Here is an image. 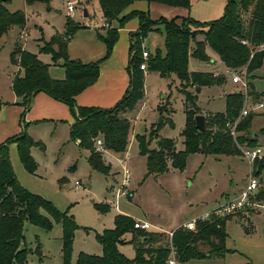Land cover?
I'll return each instance as SVG.
<instances>
[{"label":"trees","instance_id":"16d2710c","mask_svg":"<svg viewBox=\"0 0 264 264\" xmlns=\"http://www.w3.org/2000/svg\"><path fill=\"white\" fill-rule=\"evenodd\" d=\"M7 1L0 0V37L11 26L23 27L25 24V14L20 10L9 11L4 5ZM35 1L43 2L49 8V0H26L27 3ZM137 1L190 8V0H98L102 17L109 27L105 28L103 35L97 34L105 45L104 55L90 62L69 57L68 43L82 26L67 17L64 30L56 31L38 48L39 53L51 55L52 64L64 68L65 75L62 79L52 78L49 74L50 64L41 61L37 54L19 47L14 48L9 54V60L12 65L18 67V70L12 78V90L21 99L23 113L31 107L32 99L38 92H44L68 105L75 118L69 126V139L78 141L80 148L88 150L87 162L92 170L107 174L109 165L104 162L101 151L96 148L95 138L98 134L103 135L104 149L116 153L126 150L130 129V118L126 113L135 110L144 96L145 74L139 68L143 61L142 52L145 50L143 42L149 32L159 30L161 24L165 51L162 53L156 48L153 53L148 52L146 71L156 72L164 78L174 74L184 86L181 91L184 94L186 117L180 133L184 149L175 151L172 139L157 135L156 130L166 122L173 126L169 117L162 116L156 128H152L150 132V138H157L156 148H149V141L144 135L135 136L139 153L146 157V176L166 172L168 158L171 166L181 171L185 168L187 155L191 153L239 155L241 147L257 146L256 138L249 132L253 115L247 114L239 118L245 99L243 92L227 93L224 112L204 115V130L201 131L196 127L194 120L199 114L197 96L188 92L186 88L192 86L198 90L201 86L225 83L226 78L223 74L188 70L190 56L200 61L209 60L207 46L218 55L228 69L236 71L244 68L248 79H252L255 70L264 66V48H259L264 44V0H226L223 14L209 22H199L190 16L170 19L160 16L154 19L147 11L142 10L124 13L129 5ZM132 17L138 19V27L129 34L126 66L129 82L123 95L108 108L77 105L75 96L97 80L100 63L110 57L118 38L117 27ZM112 21H117V26H110ZM198 34L203 36L201 40L196 39ZM243 40L246 43H243ZM247 87L249 95L259 97L251 80H248ZM259 94L264 96V91ZM236 120L238 121L232 134L227 128ZM236 142L239 143L240 149L236 147ZM11 143L16 144L19 160L29 173H34L37 169V163L31 155V147L38 146L44 149L43 144L33 140L25 128L19 134L0 143V264H26L28 254L32 252L41 257L39 245L34 250L24 245L23 227L27 222L50 230L52 222L47 215L55 222H59L62 227V264H167L170 244L175 248L179 264H196L191 261L223 257L229 251L225 247L227 237L225 224L232 217L231 214L220 215L213 210L206 218L196 219L194 229L177 227L172 231L170 242L160 245H152L155 241L154 232L135 228V220L132 217L116 214L113 227L95 235L101 246V254L80 251L72 262L71 250L77 224L67 214L68 209L59 211L49 200L31 193L20 185L10 162ZM252 171L258 178L255 199L264 202V155L254 160ZM63 180L64 178L60 181ZM94 207L101 212L108 210L105 203H95ZM128 232L132 234L129 242L134 247V256L131 259L118 249V245L124 242L123 235Z\"/></svg>","mask_w":264,"mask_h":264},{"label":"rangeland","instance_id":"374dc122","mask_svg":"<svg viewBox=\"0 0 264 264\" xmlns=\"http://www.w3.org/2000/svg\"><path fill=\"white\" fill-rule=\"evenodd\" d=\"M68 2H74V11L67 12ZM190 3V17L199 22H209L223 14L226 0H190ZM4 5L11 12L22 11L25 14V24L23 27L11 26L0 37V77L7 74L5 72L9 73L13 70L9 54L16 47L37 54L44 63H51V55L38 54V48L56 31L64 30L67 17L83 28L89 27L94 30L93 28L100 29L103 25L98 0H49V8L43 2L27 3L26 0H8ZM84 10L87 11L88 16L83 15ZM104 24H106L105 28L109 27L108 23ZM123 25L125 22L117 28ZM159 36L157 32L150 34L143 43L145 50L146 47L152 49L155 43H159L161 41ZM198 36L202 37L201 34L196 37ZM190 45L193 46V41ZM207 51L212 61H200L190 56L188 70L214 71L215 74H223L226 81L221 85L201 86L198 90L192 86L186 88L188 92L196 94L199 114L211 115L224 112L225 95L234 91L243 92L245 98L243 106L246 105L250 110L248 114L253 115L249 128L250 135L256 138L257 146L264 149V106H258V103L264 102V96L259 94L264 91V66L253 72L252 79H248L245 74L247 82L251 80L259 96L254 97L247 93L248 87L244 91L242 83L231 81L232 74L225 70L226 66L221 64L219 57L211 48L207 47ZM231 71L241 79L244 78V68ZM144 73L142 104L126 113L130 118V129L125 159L118 160L115 153L104 152L107 149L96 147L101 151L104 162L109 165L107 174L90 168L87 162L88 152L69 141L68 127L62 124L64 120L58 122L56 126L54 123L40 125L37 127L34 139L27 132L33 140L40 141L44 146V149L38 146L31 147V155L37 163L34 173L24 169L16 153L15 144H12L14 150L12 148L10 162L20 185L31 193L49 200L59 211L68 209L67 214L77 224L71 250L72 262L80 251L96 253V255L100 253V244L96 241L95 235L104 229L112 228L116 214L129 215L141 221L147 220L157 229L171 230L168 233L154 232L155 241L152 245L169 243L172 231L178 227V224L192 217L199 218L237 198L245 189L249 177L253 175V163L249 164L242 156L239 143L236 142V147L240 149L239 155L191 153L187 155L185 168L181 171L173 168L168 158L166 172L146 176V157L139 153L135 136L144 135L149 141V148H156L157 138H150V132L152 128H156L162 116L169 117L173 126L166 122L156 130L157 135L172 139L175 151L183 150V137L180 133L184 128L186 115L184 94L181 91L184 86L181 81L174 74L164 78L156 72ZM63 104L70 112L68 105ZM142 105L143 108L140 109ZM70 114L72 115L71 112ZM27 123L25 122V125ZM227 129L231 130L230 127ZM97 138L103 141L102 134H98ZM125 166L129 170V182L123 187ZM62 178L64 180L61 182ZM76 182H79V186ZM117 191L118 198H115ZM255 192L250 195L251 199H248V203L242 208L233 209L228 213L232 216L225 224L227 233L225 247L229 251L223 257H210L191 262L264 264V202L255 199ZM95 203L107 204L108 210L99 211L94 207ZM47 216L52 222L50 230L24 223V245L32 250L39 245L41 252L40 258L36 252L29 253L26 264H62V227L59 222ZM195 223L194 220L193 227ZM129 240L124 239V242L118 245V249L131 259L134 256V247Z\"/></svg>","mask_w":264,"mask_h":264},{"label":"crops","instance_id":"0c3cea01","mask_svg":"<svg viewBox=\"0 0 264 264\" xmlns=\"http://www.w3.org/2000/svg\"><path fill=\"white\" fill-rule=\"evenodd\" d=\"M190 8H191V3H190ZM190 8L185 9L182 7H173L159 3H147L145 1H137L129 5L124 10V13H127L131 10H142V11H147L150 17L154 19L160 16L170 19L173 17L190 16ZM102 22L103 25L102 28L100 29L93 28L94 30H92V28L90 29L89 27L88 28L82 27L83 29L81 28L74 33V35L70 39V42L68 43V55L70 58L79 59L83 62H90V61H95L104 55L105 45L98 38L97 35V34L103 35L105 33L104 23L106 22L103 19V17H102ZM110 25L117 26V21H112ZM137 27H138V19L136 17H132L128 21H125V25H123V27H120L118 29V38L114 43L110 57H108L106 60L100 63L97 80L92 85L86 87L84 90H82L79 94L75 96V101L77 105L108 108L111 107L116 101L120 99L125 89L127 88L129 82L128 74L126 72V66L128 62L129 34L135 31ZM156 32L160 35L159 39H161V41L159 43H155L152 49L146 47L147 49L146 51L152 52L156 48H159L161 52L164 53L165 51L164 36H162L164 32H163V27L161 25H159V30H154L149 32L146 39L149 38L150 34L152 35ZM202 38L203 36L196 37L197 40H201ZM207 47H206V53L209 57V61H212L207 51ZM216 56L218 57V55ZM213 61L216 62V60L214 59ZM220 62L221 64H223L221 60ZM48 64H50L49 74L52 78H56V79L64 78L65 72L62 66L58 64L57 65L52 64V61L51 63ZM225 68H226L225 70L228 71L230 75L233 73L227 67ZM17 70L18 67L13 65L12 71H9V73L5 72L7 74H4L0 77V143L5 141L7 138L19 134L23 128H25L29 133V135L34 139L35 132L37 131V127H39L40 125H47L52 123H54V125L56 126L57 123L58 122L61 123L62 120H64L62 124L68 127V132H69V126L75 121L74 116L71 115L70 112H68L67 107L62 102L53 99L44 92L36 93L32 99L31 107L28 109L29 111L28 112L25 111V113H23L24 107L21 103V99L17 97L12 90V78ZM141 101L138 106H141L142 104ZM141 108H143V105L142 107H140V109ZM140 109L138 108V110ZM25 122H28L27 125H25ZM69 141H71L74 145L79 147L78 141H72L70 139ZM12 144L15 143H11L9 145L10 159L12 158V151L14 150ZM15 149H16V144H15ZM83 150L88 152L87 149H83ZM30 151H32V148ZM104 152L110 153L113 151L107 150ZM16 153H17V149H16ZM113 153H115L114 155L117 156L118 160L125 159V155H126L125 151L118 153L113 152ZM10 161H12V159ZM117 196H118V191L116 192L115 198H118ZM208 214H204L199 218L206 217ZM196 219H198V217H192L188 221H182L180 224H178V227L182 226V224L184 223L191 222ZM134 220L141 221L140 219H134ZM144 222H148L150 224V229L156 228L151 222L147 220H144ZM150 229L148 230V232L168 233L171 231V230L170 231L164 230L163 228L160 229L156 228L154 230H150ZM131 238H132V234L130 232L124 234L125 240H129ZM89 254H94V253H89ZM99 254H101V246H100Z\"/></svg>","mask_w":264,"mask_h":264},{"label":"built area","instance_id":"2783aa9c","mask_svg":"<svg viewBox=\"0 0 264 264\" xmlns=\"http://www.w3.org/2000/svg\"><path fill=\"white\" fill-rule=\"evenodd\" d=\"M74 2H68L67 4V12H72L74 11V6H73ZM106 25V24H105ZM243 43H246L245 40L242 41ZM260 49L264 48V44H261L259 46ZM148 56V51L143 50L142 52V58L143 61L140 63L139 68L143 71H146V58ZM245 74L246 72L244 71V80L241 79L239 77V75L235 74L234 72L232 73L231 76V80L234 83H242V86L244 88V91L247 88V79L245 78ZM259 107H263L264 106V102H260L258 103ZM250 110L247 109L246 105H244L240 111L239 114V118L246 116L249 113ZM238 118V119H239ZM238 120H236L234 123H232L230 125L232 134L234 133V128H235V124ZM95 146L98 149H102V140L100 138L95 139ZM241 152H242V156L245 157L249 164H252L254 162V160L256 158H259L261 156L264 155V149L260 146H254V147H250V146H243L241 147ZM123 183L122 186L125 187L128 182H129V170L128 168L125 166L124 170H123ZM76 184L79 186V182H76ZM258 186V178L254 175H251L248 179V183L245 187L244 190L241 191V193L239 194V196L235 199L230 200L229 202H226L224 205L215 208V212L217 214L223 215L230 213L233 209H240L242 208L245 204H247L249 196L255 191V189ZM124 191L122 190L121 193H123ZM207 217V216H206ZM206 217H202V218H206ZM194 221V220H193ZM193 221L191 222H187L182 224L183 227L189 228V229H194L193 225ZM134 227L135 228H139L145 231H148L150 229V224L148 222H144V221H135L134 222ZM167 264H179L177 258H176V251L175 248L170 244V254L166 260Z\"/></svg>","mask_w":264,"mask_h":264},{"label":"water","instance_id":"95a60500","mask_svg":"<svg viewBox=\"0 0 264 264\" xmlns=\"http://www.w3.org/2000/svg\"><path fill=\"white\" fill-rule=\"evenodd\" d=\"M4 1V0H3ZM84 16H87V12L86 10H84V13H83ZM194 120H195V125L196 127L199 129V130H204V123H205V116L203 114H197L195 117H194Z\"/></svg>","mask_w":264,"mask_h":264}]
</instances>
